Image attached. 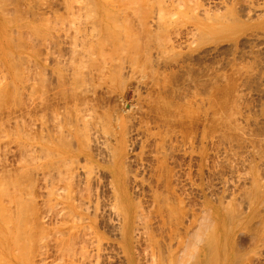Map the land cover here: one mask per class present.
Wrapping results in <instances>:
<instances>
[{
    "label": "bare ground",
    "instance_id": "obj_1",
    "mask_svg": "<svg viewBox=\"0 0 264 264\" xmlns=\"http://www.w3.org/2000/svg\"><path fill=\"white\" fill-rule=\"evenodd\" d=\"M22 1L0 0L3 64L8 48L21 47L12 41L21 28H13L16 22L41 25L48 19L44 4L32 0L33 8L26 0L31 6L21 11ZM91 1L84 0V12L94 11ZM136 3L121 10L120 23L108 11L107 19L94 20L92 11L93 21L86 22V14L72 34H63L73 47L81 45L70 48V81L63 83L59 73L62 83L50 85L41 76L49 85L48 91L44 83L38 86L44 91L37 102L35 82L28 83L29 104L19 98L16 107L15 95L19 115L6 110L1 94L0 111L6 113L2 109L0 127L7 130L13 120L16 131L9 129L20 148L16 173L0 163V211L15 218V245L32 254L38 246L32 243L47 239L59 222V235L50 229L58 247L51 239L40 244L39 264L51 256V245L59 264H264V0ZM34 33L38 40L43 36ZM10 53L13 64L16 55ZM13 68L18 75L21 70ZM50 86L65 90L56 94ZM36 111L42 116L39 149L31 145L37 139L32 122L17 127L21 115L31 119ZM3 128L0 144L10 133Z\"/></svg>",
    "mask_w": 264,
    "mask_h": 264
},
{
    "label": "rangeland",
    "instance_id": "obj_2",
    "mask_svg": "<svg viewBox=\"0 0 264 264\" xmlns=\"http://www.w3.org/2000/svg\"><path fill=\"white\" fill-rule=\"evenodd\" d=\"M19 1H22V0H19ZM35 2H36V6H37V4H39V3H37V2H41V4H39L40 6H43V4L45 5V6H43V8L44 9H41V13H43L44 14V10L46 11L47 10V12L44 14V16L45 17H48V19H47V21L46 20H44V16H43V14H42V16L44 17V18H42V16L40 17V20L41 21H46V22H41L40 20H38V22L40 21L42 24L40 25V24H36V23H32L31 21H26V20H22V21H18V22H16V23H18V24H15L14 25V27L13 28H15L16 30L17 29H19V26L17 27V25H20V29L19 30H17V32H18V34L17 33H15L16 31L14 30V34L12 35V41L14 40V39H16L15 41H16V43L18 44L19 43V41H20V45H21V47L20 48H16L15 46H14V44H13V46H14V48H15V50H14V48H13V50H12V48L10 47V48H8V54H7V56L9 55V52H11L10 54H13V55H16V56H14V58H16L15 59V63H13V64H11L14 60H11V57H12V55H11V57H10V55H9V59H10V61H6V60H8V57L6 56V58H4L5 59V62H4V64L3 63H1L0 62V73H1V75H0V77L2 78L3 76H4V80L6 79V81H3V79H0V81H1V83H0V90L2 91V93H0V98H1V94H3V93H6V96L5 97H7V98H5L4 97V99L3 100H5L4 101V103H5V108L7 107H10L9 109L11 110H9V109H7L6 108V110L8 111L9 110V112H12L13 113V110H14V102H16L15 101V98H16V96L18 97L17 98V101H19L18 103L16 102L15 103V105L16 104H18L19 105V103H20V99H21V103L22 102H24V103H22L23 104V106H24V104L26 103H28L29 104V102H30V100L32 99L33 101H38V100H36L35 98H37L38 97V99H39V97L42 95V93L41 92H43L44 90H41V88L39 89L38 88V86L40 87L41 85L40 84H42V83H44V81L43 82H40V81H42V80H44V79H42L43 77L44 78H46V79H48L47 81H49V79H50V81L48 82L50 85H51V83H53V84H56V82L55 81H57L58 80V82H61V77L63 76V74L65 75V78H63V83H64V79H65V81H67V80H71L72 78H73V76H72V78L71 77H69V76H71V74H69L70 73V71L71 72H73L72 70H73V68L75 67H73V64H71V63H69V62H71V58L72 59H74V55H72L73 53V51H75V50H71L70 48H72L73 47V45H74V42H70V41H72V40H66L65 41V39H63V37H65L64 35L65 34H72L73 33V31L75 30V29H73V28H75V25L77 24V23H80V22H85L84 20H86L87 19V21L86 22H90V20L91 21H93V17H94V20L95 19H98V17L99 18H101L102 16L103 17H105V15H104V13L106 12V11H108L107 12V16H108V18L110 17L111 18V16H109V15H112V14H114V15H116L115 17H118L117 18V20H119L120 18H121V10H124V9H126L125 11H128V9L127 8H129L130 10H131V7H135V3L138 1V0H134L135 1V3H134V1H131V0H127V1H123V0H93V1H91V5H94V4H96L95 6H94V11H93V13L95 14V13H97L95 16H93L92 18H91V16L92 15H94V14H92V11L90 10V13H88L87 11L86 12H84V10L82 9V5L84 4V0H83V2H81L80 0H78V2H77V0H72V2H71V0H34ZM34 1H32L31 0V3L32 2H34ZM42 1H44V2H42ZM47 1V2H46ZM71 2V5L69 4V2ZM123 1V2H122ZM131 1V2H130ZM49 2V3H48ZM57 2V3H56ZM64 2V3H63ZM73 2H74V4L76 5H74L73 4ZM18 3H20V2H18ZM22 5H21V8H20V10L22 11H26L27 9H28V7L29 6H31L30 4H29V1L27 2L26 0H23L22 2ZM24 3H25V5H24ZM63 3V4H62ZM68 3V4H67ZM116 3V4H115ZM117 3H119V4H117ZM122 3V4H121ZM28 6H27V5ZM33 4L34 3H32V6H33ZM127 4V5H126ZM19 5V4H18ZM24 5V6H23ZM35 5L33 6V8L35 7ZM66 5V6H65ZM114 5V6H113ZM136 5H137V3H136ZM26 6V7H25ZM48 6V7H47ZM68 6V9L66 8ZM73 6V7H72ZM78 6L79 7H81L80 8V10H78L79 8H78ZM84 6H86L85 7V9L87 10V7L88 6H90V5H84ZM118 7V8H116V7ZM121 6V7H120ZM23 7H25V9L26 10H24V8ZM47 7V8H46ZM55 7V8H54ZM57 7H58V9H57ZM64 7V8H63ZM77 7V9H75ZM91 7V6H90ZM52 8V9H51ZM67 9V10H64V9ZM72 8H74V9H72ZM89 8V7H88ZM93 8V7H92ZM57 9V10H56ZM72 9V13H70L71 10ZM90 9V8H89ZM89 9H88V11H89ZM96 9V10H95ZM51 10V11H50ZM55 11V13H53L52 14V12H54ZM74 10H76V11H74ZM104 10V12H102ZM120 10V11H119ZM20 11V12H21ZM58 11V12H57ZM112 11V12H111ZM51 12V13H50ZM61 12V13H60ZM77 12H78V14H77ZM79 12H83L84 14H82V13H79ZM109 12H111L110 14H109ZM114 12V13H113ZM21 13H23V12H21ZM50 13V14H49ZM61 15H59V14ZM69 13V15H67ZM74 13L76 14V15H74ZM116 13H118L119 14V16H117L118 14H116ZM46 14H49V15H46ZM58 14V15H57ZM64 14V15H63ZM73 14V15H72ZM82 14V16H80ZM86 14L89 16V19L86 17H84V16H86ZM91 14V15H90ZM19 15V14H18ZM54 15H56V16H54ZM114 15H113V19H114ZM58 16V18L57 19H54V18H56ZM60 16V17H59ZM72 16H74V17H77V18H73ZM79 16V17H78ZM107 16L105 17L106 19H107ZM50 17V18H49ZM71 17V18H70ZM120 17V18H119ZM69 18L70 19H72V20H69ZM83 18H85L84 20H83ZM104 18V21H106V19ZM23 19V18H22ZM53 19V20H52ZM63 19H65V21L63 20ZM56 20H58V21H55ZM60 20V21H59ZM62 20V21H61ZM79 20V21H78ZM109 20V19H108ZM116 20V21H117ZM48 21H50V23L48 22ZM20 22V23H19ZM25 22H28V26L27 27H25V25L24 24H26ZM71 22V23H70ZM118 22V21H117ZM45 23H48L49 25L48 26H50V27H48L47 26V24H45ZM51 23H55L54 25L53 24H51ZM57 23V24H56ZM73 23H74V25H73ZM119 23H120V20H119ZM51 24V25H50ZM58 25V26H57ZM61 25H63V26H61ZM70 25V26H69ZM25 27V28H28L29 26V28H31V27H35L36 29H34V28H31L30 30L29 29H25V28H23V27ZM52 26H54V27H52ZM57 26V27H56ZM71 26H73V27H71ZM46 27H48V28H46ZM68 27V28H67ZM69 27L71 28V30L69 29ZM42 31V32H44V33H42V32H40V30ZM50 28L52 29V30H50ZM9 29V28H8ZM11 29V28H10ZM32 29H34V30H32ZM54 29V30H53ZM57 29V30H56ZM29 30V31H28ZM38 32H37V31ZM62 30V31H61ZM2 31L4 32L5 31V25H2ZM2 32V33H3ZM33 32H36L37 34H38V36H40V33H41V35H43L42 36V38H40V40H38L39 38L38 37H36L35 36V38H34V35L32 34ZM58 32H60L59 34H58ZM19 33H20V36H17V35H19ZM36 33H34L35 35H37ZM8 34L9 33H7L6 34V38H7V36H8ZM22 34H24V36L22 35ZM50 34V35H49ZM53 34V35H52ZM58 34V35H57ZM64 34V35H63ZM31 36V39L30 40H27L28 39V37H30ZM46 35H47V37L50 39H47V37H46ZM10 36L11 35H9L8 36V38H10ZM28 36V37H27ZM33 36V37H32ZM45 36V37H44ZM56 36V37H55ZM14 37H16V38H14ZM17 37H19V40H17L18 38ZM25 37V38H24ZM26 37H27V39H26ZM41 37V36H40ZM45 39H44V38ZM52 37H54V38H52ZM33 38V39H32ZM56 38V39H55ZM36 39V40H35ZM42 39V40H41ZM67 39V38H66ZM32 40L33 41H35L34 42V45H33V43H32ZM39 41V43H38V41ZM53 42H52V41ZM64 40V41H63ZM14 41V42H15ZM30 41H31V43H32V46H34V48L33 47H31L30 45H31V43H30ZM74 41V40H73ZM45 42V43H44ZM13 43V42H12ZM11 43V44H12ZM15 43V44H16ZM22 43H26V44H24L25 45V47H23L24 45L22 44ZM70 44V46H68L69 44ZM36 44H37V46H36ZM42 44V45H41ZM46 44V45H45ZM53 44V45H52ZM54 44H57V45H55L54 46ZM73 44V45H72ZM41 45V46H40ZM30 46V47H29ZM40 46V50H39V47ZM52 46V47H51ZM76 46V47H75ZM73 48L74 49H76L77 48V50H78V47H80L79 46V44H77V45H75ZM78 46V47H77ZM17 47H18V45H17ZM30 48V49H29ZM33 48V49H32ZM62 48V49H61ZM69 48V49H68ZM36 49V50H35ZM81 48H79V50H80ZM10 50V51H9ZM30 50V51H29ZM34 50V51H33ZM71 50V52H70V54H69V51ZM76 50V51H77ZM66 51V52H65ZM39 52V53H38ZM42 54H41V53ZM44 52V53H43ZM62 53V54H61ZM46 54H49V55H46ZM69 54V56L67 57V55ZM21 55H22V57H21ZM38 55V56H37ZM45 55V56H44ZM60 55H61V57H60ZM20 56V57H19ZM40 56V57H39ZM49 57V58H47V61H46V57ZM24 57V58H23ZM27 57H29V58H27ZM42 57V58H41ZM60 57V58H59ZM13 58V57H12ZM20 58H21V60H20ZM45 58V59H44ZM55 58V59H54ZM64 58V59H63ZM65 58H66V60H65ZM19 61H18V60ZM43 59V60H42ZM59 59H61V60H59ZM69 59V60H68ZM16 61H18V64H16ZM22 61V62H21ZM62 61H63V63L64 64H62ZM67 61H69L68 63H67ZM75 60H73L72 61V63L74 62ZM10 62V63H9ZM29 64H28V63ZM33 62V63H32ZM59 62V63H58ZM61 62V63H60ZM7 63V64H6ZM9 63V64H8ZM58 63V64H57ZM75 63V62H74ZM20 64V65H19ZM22 64V65H21ZM56 64V65H55ZM61 64V65H60ZM70 64V65H69ZM12 65H14V66H12ZM19 65V66H18ZM29 65V66H28ZM52 65V66H51ZM58 65H60V66H58ZM71 65H72V67H71ZM4 66V67H3ZM11 66H12V68H11ZM16 66V68L18 69H20L21 71L19 72V69L17 70L16 69V71H18L19 72V74L18 75H15V70H13V69H15V68H13V67H15ZM64 66H66V67H64ZM22 67H24V68H22ZM64 67V68H63ZM68 67V68H67ZM62 68V69H61ZM70 68H72V70L70 69ZM4 69H6L5 70V73H4ZM26 69V70H25ZM67 69V70H66ZM29 72H28V71ZM42 72H41V71ZM45 70V71H44ZM55 70H56V72L59 74H61V77H60V74L58 75L56 72H55ZM63 70V71H62ZM64 70H66V71H64ZM70 70V71H69ZM6 75V78H5V75H3L2 74V72ZM32 71H33V73H32ZM43 71H44V73H43ZM22 72V73H21ZM24 72V73H23ZM35 72V73H34ZM39 72V73H38ZM67 72H69L68 73V75H67ZM26 73V74H25ZM53 74V75H51V74ZM20 74H22V75H20ZM40 74V75H39ZM54 74H57V76H59L60 78H57V79H54ZM14 75H15V77H14ZM20 75V77L18 78V76ZM39 75V76H38ZM45 75V76H44ZM51 75V77H49ZM41 76H42V78H41ZM66 76H67V78L69 77V78H71V79H67L66 78ZM22 77V78H21ZM29 77V78H28ZM41 79H40V78ZM48 77V78H47ZM64 77V76H63ZM17 79V81H16V79ZM27 78V79H26ZM26 79V80H25ZM31 80V81H30ZM39 81V83H38V81ZM30 81V82H29ZM35 83H34V82ZM46 81V82H47ZM30 83H32V85H33V83H34V85L36 86V87H34L33 86V88H35L36 89V91L34 90L33 92L31 91V90H33V88H31L30 89V87L32 86H30L29 87V90L27 89L28 88V86H29V84ZM62 83V82H61ZM60 83V84H61ZM39 84V85H38ZM49 84H47V83H44V86L46 85V87L45 88H47V86L49 85ZM65 84H66V82H65ZM23 85V86H22ZM26 85H28V86H26ZM43 85V84H42ZM64 85V84H63ZM25 86V87H24ZM54 86V85H53ZM52 86V87H53ZM58 86H60V85H57V88H58ZM61 86H62V84H61ZM60 86V87H61ZM65 86V85H64ZM12 87V88H11ZM51 87V86H50ZM51 87V88H52ZM60 87H59V89H60ZM63 87V86H62ZM7 89V91L6 92H3V90H6ZM54 88V87H53ZM56 88V87H55ZM54 88V89H55ZM65 88V87H64ZM63 88V90H62V88L60 89V90H57V89H55L56 90V94H58V91L61 93V91H62V93L64 92V89ZM42 89H44V88H42ZM50 89V88H49ZM21 92H20V91ZM40 90V91H39ZM47 91H48V88L46 89ZM51 90V89H50ZM0 91V92H1ZM32 92L34 95H32V96H34V97H32L31 95V97L29 96V92ZM53 92H54V90H52ZM14 92L16 93V94H14ZM50 92L51 91H49L48 93L50 94ZM53 92H51V94L50 95H52V93ZM35 93H37V94H35ZM39 93H41V94H39ZM55 93H53V96H51V97H55L56 96V94ZM48 94V95H49ZM55 94V95H54ZM16 95V96H15ZM36 95V96H35ZM38 95H40V96H38ZM49 95V96H50ZM3 96H4V94H3ZM15 96V97H14ZM20 96V97H19ZM22 96V97H21ZM28 96H29V100L28 99H26V98H28ZM14 97V98H13ZM50 97V98H51ZM20 98V99H19ZM9 99H11V100H13L12 102H11V100H9ZM19 99V100H18ZM26 99V100H25ZM52 99V98H51ZM108 99V98H107ZM110 99V101L112 102L113 100H111L112 98H109ZM7 100V101H6ZM0 101H2V100H0ZM106 101H109V100H106ZM109 101V103H107V102H105V104H106V106H108V104L109 105H111L110 102ZM3 102V101H2ZM1 102V103H2ZM11 103V104H10ZM25 104V105H26ZM113 104V103H112ZM1 105V104H0ZM10 105V106H9ZM13 107H12V106ZM18 105H16V107H18ZM1 106H4L3 104L1 105ZM0 106V107H1ZM22 105L20 104V107H21ZM15 107V108H16ZM20 107L19 108H16L15 110H14V112H19L18 110H20ZM25 107V106H24ZM27 107V106H26ZM12 108H13V110H12ZM3 109V114H5L6 112H4V111H6V110H4V108H2ZM2 109H1V111H2ZM22 109V108H21ZM24 110V109H23ZM22 110V111H23ZM38 110V109H37ZM0 111V113H2ZM15 113V114H16ZM21 113V112H20ZM36 114L38 113V116L36 115V114H33V116H32V118L30 119H27V117L26 118H24L23 119V116L21 115L20 116V118L22 117V119H19V121L18 122H20V123H17V127L20 125H22V124H24V125H26V124H30L31 122H32V124H31V128L32 129H35V131L34 130H31V128H30V130L36 135V138L37 139H32V143H31V145L32 146H34L36 149H39V145H40V138H39V130H40V126H39V124H40V122L42 121L41 119H38L39 117H41L42 118V116H39V114H40V111H36L35 112ZM42 113V112H41ZM3 114H2V116H3ZM1 115V114H0ZM17 115H19L18 113H17ZM36 115V116H35ZM42 115H43V113H42ZM10 116H12V115H10ZM33 119V120H32ZM20 120H22V121H20ZM13 121V120H12ZM12 121L10 122V123H6V128L8 127V129L6 130L5 129V127L3 128V127H0V128H3V133L5 134V132H8V130H10L9 129V127L13 130V131H16V127H14V126H16V124L14 123V124H12ZM34 122V123H33ZM38 122V123H37ZM1 123V122H0ZM5 123V122H4ZM19 124V125H18ZM2 125V124H1ZM5 125V124H4ZM35 125V126H34ZM41 125V124H40ZM19 126V127H20ZM39 126V127H38ZM19 127H18V129H19ZM35 127V128H34ZM5 129V130H4ZM12 130H10V133H12L13 131ZM1 131V130H0ZM5 131V132H4ZM31 132V135L33 134ZM39 132V133H38ZM9 132H8V134H9V136H10V138H9V136L8 137H4V138H2V140H1V143L3 142L4 144H0L1 146H0V149H1V153H0V163H2L3 164V166H4V168L5 169H9L10 170V168H12V173L13 172H15V171H13L16 167V165H18L17 164V162H16V160H18L19 161V158H18V150L17 149H20V148H18V145H17V143H16V145H15V143H14V140H15V134L13 135V133L12 134H10ZM6 135H7V133H6ZM13 136H14V140H12L13 139ZM33 136V135H32ZM33 137H35V136H33ZM12 140V142H10V140ZM5 140V141H4ZM9 140V141H8ZM6 142H7V144H6ZM9 142V143H8ZM14 143V144H13ZM3 145V146H2ZM6 145V146H5ZM8 146V147H7ZM2 148H4V149H6V150H3ZM8 149V150H7ZM14 149V150H13ZM2 150H3V152H2ZM17 150V151H16ZM9 151V152H8ZM13 151H14V153H13ZM5 153V154H4ZM14 154V156H12L13 154ZM16 153V154H15ZM3 155H5V156H3ZM4 157V158H3ZM3 159V160H2ZM5 160V162H3ZM12 165H10V164ZM15 163H16V165H15ZM19 163V162H18ZM2 164H0V168L1 167H3V166H1ZM5 164V165H4ZM6 165H8V168H6ZM10 166V167H9ZM19 167L21 166L20 164L18 165ZM17 169V168H16ZM20 169V168H19ZM10 172V173H11ZM11 173V174H12ZM16 173V172H15ZM13 176H15L14 174H12ZM38 184H39V182H38ZM6 204V203H5ZM4 209V208H3ZM3 209H1V207H0V210L2 211V212H5ZM38 210V209H37ZM35 211V212H37L38 213V211ZM41 210H43V209H41L40 208V211L39 212H41ZM0 211V212H1ZM0 213V260H2V258L4 259V261L2 260V261H0V264H39L40 262H38L39 260V257H40V255H39V253H40V250L38 251V249H40L41 247H43V245L45 244L44 242H46V244H51L52 243V245L53 246H55V247H58V246H56V245H54L55 243H54V240L52 241V239H53V237L55 236V234L54 233H56V235H59L58 233H57V230H55L56 228L57 229H63V227H61V226H63V225H58V223L57 222H55V223H57V225L56 224H54V223H50V224H54V227H55V229H53V230H55V232L53 233L50 229H48V228H46V229H48L49 231H48V236H47V239H51V241H49V242H51V243H48V241H47V239L45 238V237H41V236H39V235H41V234H43V232L42 231H38V232H42V233H40V234H38V232L36 231V233H35V231H34V233L35 234H37V235H34V237L36 238V236L38 237L36 240H35V238H34V240H35V243H32V244H36V248L33 246V250H32V254H29V252L31 251L30 249H29V247H28V251H22V249L23 248H20V246L19 245H17V248H16V245H15V243H16V239L14 238V237H16L17 235L16 234H18V231H17V233H16V230H17V228H15L14 226L16 225V223H14L13 221H15L12 217V215L10 216V215H8L9 213H11V212H6V215H5V213ZM35 212L34 213H32V214H34V215H32L33 217H35ZM42 213V212H41ZM41 213H39V214H41ZM52 214L54 213V212H51ZM12 214V213H11ZM25 214H27V213H25ZM24 214V215H25ZM38 214V215H39ZM3 215V216H2ZM23 215V214H22ZM2 216V217H1ZM4 216H6L7 218H9V219H7L6 217H4ZM26 216V215H25ZM31 215H30V217H32ZM11 218V219H10ZM22 218V217H21ZM24 218V217H23ZM5 219V220H4ZM9 220H11L10 221V223H9ZM23 221V220H22ZM5 224V223H7V227H5V225L3 224V223ZM16 222V221H15ZM13 223V224H12ZM15 224V225H14ZM4 225V226H3ZM49 225V224H48ZM56 225V226H55ZM17 227V226H16ZM52 227V226H51ZM65 227V226H64ZM7 228H9V229H7ZM16 230H15V229ZM31 228H35V227H31ZM36 229V228H35ZM46 229H44L45 231H46ZM62 229L60 230V232L62 231ZM36 230H38V229H36ZM64 230V229H63ZM9 231V232H8ZM15 231V232H14ZM47 232V231H46ZM59 232V231H58ZM3 233V234H2ZM33 233V234H34ZM54 235H53V234ZM11 234V235H10ZM53 235V237H52V235ZM44 236H45V232H44V234H43ZM47 235V234H46ZM2 236V237H1ZM50 236H51V238H50ZM40 237H41V241H40ZM13 238H14V240H13ZM44 238L46 239V241H44ZM39 239V240H38ZM57 239V236H55V240ZM33 240V241H34ZM43 240V241H42ZM39 242V243H38ZM55 242H57V241H55ZM54 243V244H53ZM42 245L41 247L39 246V245ZM57 244V243H56ZM31 245V244H30ZM50 246V253H48L49 255H51V256H49V258L47 257V259L46 260H44V261H41L42 263L41 264H46V263H44L45 261L47 262V264H50V263H53V264H59V262H61L62 263V258H60V257H58V253L59 252H57L56 251V249L57 248H55V247H53V246ZM2 246V247H1ZM8 247V248H7ZM40 247V248H39ZM45 247H48V245L46 246H44V248ZM51 247H53V249H55L53 252H55V253H57V255H55L54 256V254H53V252H52V248ZM3 248V249H2ZM7 248V249H6ZM14 248V249H13ZM26 248V247H25ZM19 249H21V250H19ZM43 249V248H42ZM48 249H49V247H48ZM2 250V251H1ZM14 250H17V251H15L14 252ZM19 250V251H18ZM23 250H25V249H23ZM8 251V252H7ZM21 251V252H20ZM35 251V252H34ZM36 251H38V252H36ZM48 251V252H49ZM25 252H27L26 254H25ZM33 252H34V254H33ZM19 253V254H18ZM23 253V254H22ZM37 253H38V255H37ZM9 254V255H8ZM26 255L27 257V259L25 258V256H23V255ZM20 255V256H19ZM31 255V256H30ZM62 255V254H61ZM53 256V257H52ZM24 257V258H23ZM55 257V258H54ZM62 257V256H61ZM36 258V259H35ZM51 258V259H50ZM58 258H60L59 260H58ZM41 259V258H40ZM49 259H50V261H49ZM56 260V261H55ZM53 261V262H52ZM55 261V262H54ZM57 261H59L58 263H56ZM50 262V263H49ZM64 263V262H63Z\"/></svg>",
    "mask_w": 264,
    "mask_h": 264
}]
</instances>
